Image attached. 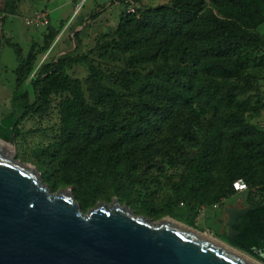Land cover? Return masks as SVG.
Masks as SVG:
<instances>
[{"label": "trees", "instance_id": "obj_1", "mask_svg": "<svg viewBox=\"0 0 264 264\" xmlns=\"http://www.w3.org/2000/svg\"><path fill=\"white\" fill-rule=\"evenodd\" d=\"M212 3L214 8L204 7L203 0H171L170 6L147 8L140 16L123 11L115 30L100 35L109 40L95 48L130 53L129 69L104 73L87 57L47 62L30 82L32 101L20 88L54 32L41 47L32 43L25 56L18 43L6 41L18 64L11 111L0 118V138L9 141L13 132L15 141L21 135L19 124L45 113L57 97L59 138L67 145L63 156L72 168L69 180L82 208L99 194L150 198L152 183L162 187L164 164L182 166L180 180L173 183L180 191L164 207L171 213L187 205L189 225L203 206L220 204L236 193L234 180L242 178L248 188L263 185L264 131L244 121L249 102L237 96L251 84L241 47H264L254 31L264 25V0ZM157 32L163 35L159 40L154 39ZM140 44L144 47L138 48ZM157 57L162 59L157 72L142 77L137 65ZM79 60L89 68L83 79L65 72ZM231 141H239L240 147H226ZM53 177L45 172V178ZM262 228L261 223L242 220L240 236L228 241L253 254L254 248L264 246L258 235Z\"/></svg>", "mask_w": 264, "mask_h": 264}, {"label": "rangeland", "instance_id": "obj_2", "mask_svg": "<svg viewBox=\"0 0 264 264\" xmlns=\"http://www.w3.org/2000/svg\"><path fill=\"white\" fill-rule=\"evenodd\" d=\"M80 1L0 0V118L11 111V94L15 89V69L18 64L13 49L5 45L6 41L18 43L25 56L32 43L36 48H39L44 44L45 36L54 32L49 48L37 53L33 71L20 88V91H28L30 101L34 99L30 82L38 68L47 62L63 57H87L94 66L104 73L123 68L129 69L127 61L131 56L130 53L124 54L112 49H107V52H104L95 48L97 43L102 44L105 40H109L108 35L104 38L100 35L115 30L121 13L127 10L125 0H84L80 9L76 11L74 3ZM203 1L204 7L214 8L212 0ZM135 4L134 13L136 12L137 16H140L141 12L147 8L161 5L170 6L171 0H139ZM214 11L216 12V9ZM38 15H45L48 23L37 26L28 23L29 18ZM254 31L264 40V25H260ZM137 33L139 35L147 34L144 30H138ZM162 37L160 32L154 34L155 40ZM143 47V44H140L138 48ZM241 57L244 62V73L251 77L249 80L251 84H245V92L237 96L249 102L248 109L243 111V119L246 122L251 121L263 129L264 47L242 46ZM161 61L162 59L157 57L155 62L139 64L136 69L143 77L151 71L157 72ZM65 72L71 77L83 79L89 73V68L86 62L79 60L66 67ZM57 100V97L53 99L45 113L29 116L19 124L21 135L15 139L12 150L14 159L33 166L52 191L69 189L74 199L79 202L78 190L75 184L69 180L73 174L72 168L63 156L67 145L59 138ZM154 119L157 120L158 116L155 115ZM179 141L183 140L179 139ZM232 143L239 144L238 147H240L239 141L226 143V147ZM162 168L165 174L163 177L159 176L162 187L159 189L156 182L152 183L150 191L153 193L150 198L143 194L126 197H119L114 193L99 194L92 203L84 205L83 210L86 211L99 202L110 203L116 198L121 205H125L135 215H143L153 221H160L168 217L189 225L187 221L190 210L187 205H181L171 213L167 212L164 207V203L168 199H174L180 191L179 187L176 189L173 187V183L180 180L182 166L169 168L168 164H164ZM45 172L53 173V179L45 178ZM248 190L251 194H259L264 198V184L237 191L228 195L224 202L217 206L214 204L203 206L195 217L194 224L190 226L201 232H208L219 242L231 245L241 251L232 245L226 237V214L222 208L224 205L236 204L239 201L245 203ZM241 252L260 264H264L252 254L243 250Z\"/></svg>", "mask_w": 264, "mask_h": 264}, {"label": "water", "instance_id": "obj_3", "mask_svg": "<svg viewBox=\"0 0 264 264\" xmlns=\"http://www.w3.org/2000/svg\"><path fill=\"white\" fill-rule=\"evenodd\" d=\"M14 143L13 132L0 138V264H255L190 225L135 215L116 198L84 211L69 189L52 191L14 159Z\"/></svg>", "mask_w": 264, "mask_h": 264}, {"label": "flooded vegetation", "instance_id": "obj_4", "mask_svg": "<svg viewBox=\"0 0 264 264\" xmlns=\"http://www.w3.org/2000/svg\"><path fill=\"white\" fill-rule=\"evenodd\" d=\"M262 204H264V198L259 194H251V192L248 190L247 200L245 203L239 201L236 204H228L223 206L222 210L226 214L225 234L228 240H235L240 236V230H238L237 227L240 225L242 220H251L263 225V228L260 230L258 235L263 236L261 241L264 242V206H262ZM237 209H242L246 212L237 219H234L233 215ZM228 235L232 238L228 237ZM252 255L264 262V246L254 248Z\"/></svg>", "mask_w": 264, "mask_h": 264}, {"label": "built area", "instance_id": "obj_5", "mask_svg": "<svg viewBox=\"0 0 264 264\" xmlns=\"http://www.w3.org/2000/svg\"><path fill=\"white\" fill-rule=\"evenodd\" d=\"M83 1L84 0H81L80 2H78L74 5L76 11H78L80 9ZM125 2L127 3V11L128 12H134L136 4L134 2H132L131 0H125ZM28 23H30L33 26L34 25H36V26L37 25H46L48 23V19L46 18L45 15H38V16L29 18ZM263 131H264V126H263ZM232 187L236 192L248 189V185L246 184V182L242 178H238V179L234 180L232 182ZM214 205L217 206L218 204H214Z\"/></svg>", "mask_w": 264, "mask_h": 264}, {"label": "bare ground", "instance_id": "obj_6", "mask_svg": "<svg viewBox=\"0 0 264 264\" xmlns=\"http://www.w3.org/2000/svg\"><path fill=\"white\" fill-rule=\"evenodd\" d=\"M166 219L171 220V221H175V220H173V219H171V218H168V217H166ZM175 222H177V221H175ZM178 223H179V222H178ZM190 228H191L194 232H196V233H198V234H200V235H202V236H204V237H206V238H208V239H210V240H213V241H215V242L221 243V242H219L218 240H216L215 238H213L208 232H201V231L195 229L194 227H190ZM221 244H223L224 246H226V247L229 248L230 250L234 251L235 253L239 254L240 256L244 257L245 259H247V260H249V261H251V262H253V263H255V264H260L259 262H257L256 260H253V259H252L251 257H249L248 255L242 253L241 251L237 250L236 248L231 247V245L224 244V243H221Z\"/></svg>", "mask_w": 264, "mask_h": 264}, {"label": "crops", "instance_id": "obj_7", "mask_svg": "<svg viewBox=\"0 0 264 264\" xmlns=\"http://www.w3.org/2000/svg\"><path fill=\"white\" fill-rule=\"evenodd\" d=\"M77 2L74 3V5L76 4Z\"/></svg>", "mask_w": 264, "mask_h": 264}]
</instances>
